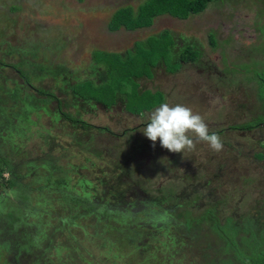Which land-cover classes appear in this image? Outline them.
<instances>
[{"label": "rangeland", "instance_id": "374dc122", "mask_svg": "<svg viewBox=\"0 0 264 264\" xmlns=\"http://www.w3.org/2000/svg\"><path fill=\"white\" fill-rule=\"evenodd\" d=\"M52 1L55 3L47 7L44 12L48 16L49 9L59 10L62 22L59 21L58 27H62L66 34L62 36L61 42L56 39L57 35L50 36L47 40H40L41 45L39 47L34 45L38 40L34 41L33 38L34 35L36 37L38 31L35 28V21L30 17V15H36L37 10L34 7L30 8L28 4H22L20 9L11 12L8 2H0V5L7 4L3 9L11 13V20L8 22L11 29L7 30L5 37L15 48V51L9 54L0 51V55L8 61L5 67L10 65L6 71H0V93L4 95L6 87L11 88L23 79L16 69L12 68L13 65L21 70H26L29 74L28 83L30 85L26 86V89L31 88L35 96L40 98L44 95L37 94V90L52 92L56 97L63 100L61 108L63 112L76 114L77 111L78 115L82 117L81 120L94 125L86 127V130L82 132L84 135L93 137L92 144L96 141V146L93 145V151L95 150L97 153L89 151L86 154L70 145L74 143L76 138L81 137V132H75V127L67 119L62 118L58 111L56 112L55 97L51 100L52 102L47 104L49 110L44 109V113L39 109L42 132L47 135L50 132L51 144H44L39 138H36L35 141H21V148H19L21 151L16 156L20 161L28 160L27 158L32 159L48 151L53 153L57 162H64L61 151L65 149L68 153L77 156L76 159H73L74 162L87 167V169H82L83 175L91 181L100 179L106 182L107 189L101 191L103 197L100 200L98 199L99 187L94 188V195L91 196L94 200L89 199V206L85 209L86 205H74V207L77 206L74 210L76 215L72 214L70 219H64L69 204L58 199L57 192H54L55 189L45 186L46 182L41 166H38V169H30L28 175L23 166L19 167V171L23 173L22 177L31 187H34L38 192H43L46 196H48V192H52L50 199L54 200V205L50 204L48 207L36 205L35 208L43 209V213L36 217L22 211L28 224L32 225V222L35 221L44 222L48 229V237H45V240H49L46 241V244L43 242L35 243L32 245L29 254H40L38 261L40 260L41 264L43 262L45 264H146L144 262V247H136V242L127 246L117 234L89 236L95 230H103L101 228L102 222L117 225L114 220H108L104 214H101L100 224L94 226L97 221L95 210L97 208L101 211L104 210L99 204L107 205L112 202L116 204L115 200L117 199H112L116 190H122L126 187L127 190L128 188L132 190L133 187L139 186L137 180L141 182L142 188L149 190L153 195L157 194L162 197L163 202L154 203L156 211L164 203L172 202L170 198L164 197L168 188L167 185L172 186L175 192L186 186L187 193H191L189 197L191 196V199L196 200L208 191L207 187L204 186L192 191L193 179L199 174L200 180L209 178L208 185L223 192L227 196L226 199L229 200V203H223L220 207L217 206L221 210L214 216V218L218 216L217 219L206 221L208 216L203 215L206 208L204 205L198 209H193L192 214H190L191 232H200L196 244L204 250L203 254H206V258L224 256L225 252L219 246L228 238L227 232L232 229L228 222L222 225L228 215L233 217L240 233H244V227L248 228L245 224L248 214L251 217H258L261 220L259 225V232L261 233L263 230L261 226L264 224V158L260 159L255 154L264 150V145L262 146L264 138L254 145L242 138L247 132L246 129L236 130L229 127L243 124L252 118H255L252 120L254 121L260 117L258 115L259 101L255 97L257 83L250 79L251 72L247 71L246 67L251 66L253 54L261 57L259 52L248 49L252 47L250 42L256 40L255 35L260 36L258 40H262L263 37L260 34L261 31L253 30L247 17L258 10L264 13V2L261 0H223L224 11L218 14L217 5L212 4L214 1L212 0L204 13L192 15L188 20H180L176 17H174L176 19H171L163 13V16H158L156 23H151L153 26H157V29H164L158 37L161 35L165 39L172 37L176 40L177 46L188 42V47L192 48L194 45L201 50L204 66L196 63L184 65L183 62H180V65L175 64L173 52L171 50L165 52L161 57L166 62L163 65L169 70H173L170 72L173 74L153 75L151 71L152 77L135 78L138 82V90L147 89L142 96L143 101L150 105L154 104L159 100L156 92L160 91L163 94V103L183 104L190 107L193 112L199 113L207 123L209 132L218 134L223 143V148L219 152L213 151L206 142L198 141L192 150L186 149L183 153H173L161 147L159 140L153 147V142L143 134L144 126L147 123L145 121L148 120V114L154 110L153 107L151 110L142 111L141 115L138 116L130 113L135 111L125 107L126 98H118V103L106 111L96 109L94 101L101 100L99 98L88 101L89 103L86 104L80 103L83 102L81 100L80 106H78L76 105L78 101L75 100L71 87L68 85L69 82L75 80V77L91 78L98 82L93 83V86L96 87L95 90L99 95L102 91L101 86L106 87L110 83L112 86L119 79L118 57L123 60L128 48L132 54V49L128 44L138 38L137 29L141 26L119 34L121 29L108 32L107 22L111 20V15L120 6L124 8V5L133 4L136 8L141 0ZM252 9L254 10L252 11ZM228 11L235 12L231 16L232 18L226 21L220 19L226 17ZM40 15L46 21L42 12ZM206 17L207 20L210 19L208 23H205ZM215 21L220 26L217 28L219 32L217 37L220 41L213 48L207 41L202 44L198 41L205 39L203 36L205 37L210 31L209 28L213 27L212 22L215 23ZM260 21L263 22V19L261 18ZM47 22L44 23L46 27L49 25ZM153 26L151 28L154 29ZM247 26L250 27L246 28ZM255 32H258L259 35ZM43 38H47L46 34ZM66 38L68 41L64 46V39ZM26 42L29 44L26 45ZM137 46L140 48V43ZM194 50L198 52L195 48ZM95 55L105 60L102 65L94 64ZM248 62H250L249 65H247ZM156 64L158 65V58ZM233 64L238 66L236 71L231 70ZM162 71L164 70L162 69ZM80 78L79 80H81ZM118 86L120 89L130 92L132 83L120 80ZM149 96L152 98L150 102H147ZM19 99L13 100V107L6 99L3 105L16 110ZM128 99L133 102L135 109H138V103L141 100L137 98L138 102H136L131 98ZM5 115L9 116L8 114ZM31 118L33 119L34 115ZM23 119L24 116L20 117L19 120L16 119L14 125L22 127ZM107 123H109L108 128L113 134L105 129L96 128V125ZM79 125L82 124L79 123ZM132 126L139 128L132 132L129 130ZM252 134L260 136V138L264 137L260 127L253 128ZM76 146L79 147L80 144L76 142ZM85 146L87 147V145ZM98 148L101 149L100 153ZM129 152L136 153L134 168L122 156L126 153L128 155ZM10 157H14V152ZM17 158L15 157V159ZM33 171H36L35 174ZM1 176L3 175L1 174ZM73 184L74 182L69 187L72 188ZM127 193L126 191L124 194ZM181 199L176 200L177 204L181 203ZM6 208V210H10L9 207L6 206ZM59 219H61L60 222H58ZM215 220L221 225L219 232L227 237H219L214 228ZM184 221L183 218V222L177 228L178 232L183 228ZM32 228L33 225L29 230ZM18 233L20 236L23 235L20 231ZM155 233V240L153 237L146 240L145 245L147 244L148 247L163 246L161 243L164 238L162 231L156 229ZM228 235L235 236V233L230 232ZM101 236L103 238H100ZM238 237L236 236V238ZM24 246L30 250L27 245ZM64 246H69L71 251L68 252ZM75 246H78V250H73ZM175 248L179 250V247ZM118 253L119 255L114 257ZM35 259L33 257L31 260L28 258L21 259L20 263L36 264L32 263L36 261ZM183 263L184 261L179 262V264ZM0 264H14V262L5 261L4 253L3 259H0Z\"/></svg>", "mask_w": 264, "mask_h": 264}, {"label": "trees", "instance_id": "16d2710c", "mask_svg": "<svg viewBox=\"0 0 264 264\" xmlns=\"http://www.w3.org/2000/svg\"><path fill=\"white\" fill-rule=\"evenodd\" d=\"M8 2L10 5L9 10L11 12L16 11L21 8L22 4H28L30 8H35L37 10L36 15H30V17L35 21L36 23L35 28H37L38 34H36V37L34 35V41L38 40L34 43L36 47H39L40 40H47L50 36H56V39L58 41H62V36L66 34V32L63 30L62 27H58L59 21L62 22V18L60 17L59 10H51L49 9L48 16L45 14L44 10L49 7L50 5L54 4L55 2L52 0H0V2ZM82 1V0H78ZM212 0H144L139 1L140 3L134 8L133 4H129L130 6H126L123 8V6H120L117 8L114 13L111 15V20L107 22V29L108 32H115V30H119V34L124 33V31H127L129 29H133L136 27H140L137 29V36L138 39L134 42V45L136 46L135 49L132 51V54H130V51L126 52L125 58L121 60L120 57H118V73H119V79L116 80V82L111 86H101L102 91L99 93V95L96 92V87L93 86V83L96 84L94 79L91 78H80L75 77V80L72 82H69L68 85L71 87V92L73 93L75 100L79 102L82 100L83 102H80L82 104L89 103L90 101H94L95 99L99 98L101 100L94 101L97 103L96 109L100 110V104L101 103L105 108H109L112 105L117 103L118 98H126L125 106L127 109H130L132 111H135L136 113H141L144 110H150L152 107H157L162 101H163V94L158 91V97L159 100L155 102L154 104L150 105L148 103H145L143 101L142 96L144 95V90H138V82L135 78H140L142 76L145 77H151V71L153 65L156 63L155 59L161 55L163 57L164 53L169 51L170 45L173 43V38L168 37L167 39L163 38V35L159 36V33L163 31L164 29H157V26H153L151 23H156V20H158V16L164 14H169L171 16H174L180 20H188L190 16L197 15L199 13H204L205 9L208 8V4ZM223 0H214L212 4L217 5V11L218 14H221L223 9ZM229 1V0H228ZM227 1V2H228ZM264 2V0H261ZM5 5H0V48L6 47V54L12 53L15 51L14 46L8 42L6 39V33L11 29V26L8 25V22L11 20V13L9 11H6L3 9ZM8 5V6H9ZM227 5V4H226ZM247 7V4H245ZM254 9H252L253 11ZM3 11V12H2ZM227 11V10H226ZM251 11V10H250ZM44 14V18L47 23L49 24L47 27L44 25L46 21L42 18L40 13ZM230 12V13H229ZM232 11H228V14L226 17H222L220 19L226 21L230 18L235 12L231 13ZM255 13V14H254ZM60 17V18H59ZM58 18V19H57ZM249 19V23L251 24L254 31H261V35L263 37L262 40H258V37L255 35V39L251 43L252 47L248 48L250 51L251 49L255 50V52H259L261 57L259 55H252L253 61L251 66L249 65L250 62H248L246 67V70L251 72L250 79L253 81H256L257 83V90L255 92V97L259 101V109H262L263 111V117H264V13L260 10L257 12L254 11L252 15H249L247 17ZM263 19V22L260 21V19ZM218 19V18H217ZM255 19V22H253ZM206 20L205 23H208L210 19L207 20V17L204 19ZM220 20L222 23L223 21ZM235 21V20H234ZM213 23V27L209 28L210 31L203 36L205 38L203 41H198L201 44L203 42H206L211 45V47H216V44L218 41H220L217 37L218 35V27L216 21ZM151 26L154 27L151 28ZM211 26V22H210ZM250 26H247L246 28H249ZM126 29V30H125ZM8 30V31H7ZM6 31V32H5ZM166 31V30H165ZM136 32V33H137ZM257 35L258 32H255ZM46 34L47 38H43ZM140 35V36H139ZM153 35V36H152ZM137 38V37H136ZM54 41V40H53ZM68 39H64V46L67 43ZM138 43H140V48L137 46ZM188 43V42H187ZM186 43V45H187ZM29 43L26 42V45ZM63 46V47H64ZM194 45H192L193 47ZM196 47V46H195ZM192 55V59L199 58L201 56V52H195L192 50V48L188 47L181 50V56L182 58H189V55ZM250 57V55H249ZM93 59V57H92ZM94 64L96 65H102L105 60L100 59V57H97L95 55V59L93 60ZM33 64V63H32ZM123 64V65H122ZM175 64H179L178 62H175ZM106 66V65H105ZM234 68H237L238 66L236 64H233ZM14 68H17V70L20 71V73L23 75V77L28 80L29 74L26 70H21L16 65H13ZM253 67V68H252ZM252 68V69H251ZM176 70V69H175ZM173 71V70H172ZM78 78V79H77ZM120 80L123 81H130L132 83V88L130 92H126V90L120 89L118 86L120 83ZM100 83V82H99ZM100 87V88H101ZM24 94L20 95V89L13 87L5 89V94L2 95L0 93V259H3L4 253H5V261H13L14 264H21V259H29L31 260L32 257L36 261H33L32 263L41 264L40 260L38 261V258L40 254H29L32 248V245H34L37 242H43V244H46L45 237H48V229L46 228V225L44 222H32L33 228H31L32 225L28 224L27 218L22 211H26L29 213V215L37 216L41 213H43V209L41 208H35L36 205L48 207L50 204L54 205L52 199H50V194L52 192H48V196L44 195L43 192H38L35 190L34 187H31L26 181L25 178L22 177L23 173L19 171L18 163H15L16 165L12 164L10 161V155L14 152V156L18 154L21 149V141H34L33 137L30 133V129H36L40 132L43 131L41 128V119H40V113L39 109L43 111L44 109L49 110L48 103L52 102L53 98L56 96L46 90L36 91L37 94L41 95L43 94L44 97H36L33 91H25L21 90ZM11 93V94H10ZM100 96V97H99ZM16 98L19 99L18 107L19 111L14 110L18 112L17 114L12 113L9 109L4 108L5 105H3V102L6 101L10 103V105L13 107V100ZM128 98H131L132 100L137 101V98L140 101L138 103V109H135V106H133V102L129 100ZM151 96L147 98V102L151 101ZM56 112L58 111L59 115H62V118L67 119L72 125L73 124H82L84 127L92 126L91 123H86L85 120H81V116L78 115L77 111L76 114H67V112L62 111V105L63 100H61L60 97H56ZM89 101V102H88ZM7 107V106H5ZM31 110L32 112H29ZM53 110V109H52ZM90 111V110H86ZM44 112V111H43ZM45 113V112H44ZM13 115L18 120L20 117L24 116L22 127H16L14 125V121L10 120V117L6 116ZM34 115V118L32 119L31 116ZM91 120V119H89ZM257 120L263 121L261 116L257 118ZM253 123L247 122L239 125L237 128H250ZM256 125H254L255 127ZM236 127V126H235ZM105 130H108L106 127ZM212 133V132H211ZM89 140V139H88ZM49 145V143L47 144ZM98 152H101V149L98 148ZM63 154L64 151L62 152ZM135 152H129L124 155L131 165L134 164L136 159L134 158ZM45 160L42 159V156H35L32 159L27 158L28 160L24 159L19 162L20 167L23 166L26 169L27 175L30 169H38V166L45 167L44 175L47 177V179L52 178L57 171L53 170V165L55 167L56 159L54 158L53 154L51 152H47ZM258 158L263 159L264 158V150L262 152L257 153ZM60 164V163H58ZM8 165V167H6ZM6 168L9 169V175L7 176H1V173L3 174L6 171ZM65 169V165H62L61 169L58 170V173L62 172ZM66 170V169H65ZM67 171V170H66ZM35 174L36 171H33ZM69 173V171H67ZM70 174V173H69ZM63 178L61 181L55 179L54 182H51L53 189L55 187V184L59 187L58 192V199L61 202H67L69 204L68 206V212L65 214L64 219H70L71 215H76V212L74 211L76 207L74 205H87V199H81L77 195L69 196V193L63 188H69V185L71 183L72 177H66L65 175L62 176ZM21 178V179H20ZM200 174L199 176H196L193 180L194 183L191 186L192 191L197 188V186H208L209 178L200 180ZM86 182V181H82ZM58 184H61L63 187L59 186ZM168 188L165 191L168 198L172 200V209L171 214L174 218L177 220L172 221L171 223H163L159 226L162 230H168V225H174L175 227H179L180 223L183 222L181 220L183 217L188 218L191 217L190 214H192L193 209L199 206L198 200L191 199L192 197H189V193H187V190L185 188H182L175 192L172 188V186L167 185ZM185 187V186H184ZM89 193L91 192L90 189ZM78 192L75 191V193ZM82 196L87 195V191H84L81 193ZM88 193V194H89ZM181 203L177 204L176 200L181 199ZM47 203V204H45ZM76 203V204H75ZM221 204L218 205L216 203L212 208L207 209V212L209 210L210 216L212 219L214 216L221 210L217 206L220 207ZM7 207L10 208V210H6ZM38 206V207H39ZM88 206V205H87ZM104 207V205H100ZM218 209V210H217ZM107 214L109 216H115L118 218L119 223H126L131 224V220L129 222L125 219L127 217L122 213V211H117L115 209H109L107 211ZM138 214L145 219L147 218V212L146 210H141L138 212ZM258 219V220H257ZM61 219L58 220L60 222ZM230 223L232 226V229L227 232L228 238L225 239L224 243H222L219 247L223 249L225 252L224 256L217 257V258H209L202 259L197 262V264H264V224L261 226L263 228L262 232H259V225L261 223V220L258 217H251L249 214L247 215V218L245 220V224H247L248 228H243L244 233H240L239 227L237 223L234 222L233 217L231 215H228L226 217V221L224 224ZM244 224V225H245ZM143 224L141 222L134 221V224L132 227H130V232L132 236L134 237L135 242L137 243L136 247H144V261L146 264H173L174 260L177 261L179 259L173 258V254L171 251V242L168 237V233L164 235V238L161 240V243L163 244L164 248L162 247H148L146 243V240L148 238H154L152 233H147L144 231L143 228H141ZM112 228V226H107L105 229L102 227L103 230H100L96 232V236L107 234L108 230ZM127 228V227H126ZM177 228L176 234H177ZM215 231L218 232L219 237L225 238L227 237L223 233H220L219 230L221 228V225L218 224L217 220H215ZM120 232L124 229L120 228L118 229ZM21 232L23 235L20 236L18 232ZM181 233L178 235L179 240H183L186 245L194 246L196 245L197 237L199 236L200 232L195 231L191 232V225H190V219H186L184 221V226L181 228ZM230 232L235 233V236H230ZM236 236H239L236 238ZM22 238V239H21ZM75 241H77L74 237H72ZM103 238V237H100ZM24 245H27L28 248H26ZM62 247V244H60ZM25 249L26 251H24ZM61 249V248H60ZM58 249V250H60ZM64 249H67L68 252L71 251L69 246H64ZM73 250H78V246H75ZM181 258L182 255H179ZM7 258V259H6ZM205 258V257H204ZM38 261V262H37ZM42 264H45L44 262ZM112 264V263H111Z\"/></svg>", "mask_w": 264, "mask_h": 264}, {"label": "clouds", "instance_id": "9594fccd", "mask_svg": "<svg viewBox=\"0 0 264 264\" xmlns=\"http://www.w3.org/2000/svg\"><path fill=\"white\" fill-rule=\"evenodd\" d=\"M138 39V38H137ZM135 39V41L137 40ZM173 43L170 45V49L173 52V59L175 60V62H178L180 65V62H183L184 65H186L187 63H191L192 64H199L202 67L204 66V61H203V52L201 50H199L197 47L193 46L192 50H194V48L198 51L201 52V56L199 58H194L192 59V55H189V58H182L181 56V50H183L184 48H187L186 43L182 44L181 46H177L176 45V40L173 38ZM130 42V44H128L130 46V48L132 49V51L135 49V45L134 42ZM129 50V48L127 49V51ZM0 51H2L3 53L6 54V50L1 47ZM126 51V52H127ZM195 51V50H194ZM125 52V55H126ZM197 52V53H198ZM178 56V58H177ZM158 65L155 63L153 65L152 72L153 75L156 74H163V75H168V74H173L170 73L172 72L171 70H169L166 66H164L163 64H165L166 62L161 58V55H159L158 57ZM157 58L155 59V62H157ZM8 64V61L0 55V71H6V69L8 67H10V65H8V67H5ZM161 66V67H160ZM12 67V66H11ZM13 69L14 68L12 67ZM162 69L164 71H162ZM24 70V69H22ZM177 71V70H175ZM21 77L23 78L22 81L17 84L12 86L11 88L15 87L20 89V95L24 94L21 90H25V91H30L31 92V88L30 89H26V86H30L28 83V80H26L23 75L20 73ZM152 77V76H151ZM2 88V87H1ZM138 89V88H137ZM158 90V89H157ZM156 91V90H154ZM11 94V93H10ZM126 102V101H125ZM118 103V101H117ZM97 106V103H95ZM100 104V110L99 111H106L109 108H105L101 103ZM125 105V103H124ZM126 107V106H125ZM6 109H9L8 107H5ZM20 107H18L16 110L18 111ZM154 110H152L149 114H148V120L145 121L146 125L144 126L143 129V134L150 140L153 142V147H155V143L157 140H159L160 146L167 149L170 152L173 153H183L186 149L187 150H192L195 148V144L198 141H203L206 142L209 147L215 151V152H219L222 150L223 148V143L221 141V138L219 137L218 134L216 133H210L209 132V128L207 123L205 122L204 118L199 114V113H195L193 112V110L190 107H187L183 104H175V105H170L167 102H161L159 104V106L154 107ZM12 113L16 114V111L9 109ZM127 110V109H126ZM151 110V109H150ZM30 111V110H29ZM130 112V111H129ZM104 113V112H103ZM133 115H141V113H136V112H130ZM8 117H10V120L15 121L17 118L14 117L13 115H9ZM94 126V125H92ZM110 125L109 123L107 124H102V125H96V128H102L105 129L106 127L108 128ZM234 126H238L234 125ZM88 128V127H87ZM139 127L138 126H132L131 128H129L130 131H135L137 130ZM234 129V128H232ZM30 133L33 137V140L35 141L36 138L41 139V141H43L47 134H44L42 131L40 132L39 130L36 129H30ZM239 130V129H236ZM108 132H112L109 128L107 130ZM225 131V130H223ZM35 133H38L35 135ZM110 134V133H108ZM113 134V132H112ZM191 134V135H190ZM81 137L76 138L75 141H73V144H70L71 146H75L76 149H78L81 152H85L87 151V153H89L90 149L93 150V145L96 146L95 142L92 144V138L91 136H87L84 135L83 132L81 131ZM257 135H253L252 134V130L248 131L247 130V136L243 137L244 139H247L248 142H251L252 144H256L260 139L256 138ZM264 138V137H262ZM261 138V139H262ZM89 139V140H88ZM79 140H81L82 142H80ZM76 142L80 144L79 147L76 146ZM90 143V144H87ZM82 145L85 147L88 146V149H83ZM259 145V143H258ZM264 145V143H262V146ZM64 151L65 154H63L62 152ZM46 152H43L42 154H40V156H42V159L45 160L46 158ZM52 153V152H51ZM53 154V153H52ZM257 156V154H255ZM254 155V156H255ZM54 156V155H53ZM15 157L17 158V156L15 155L14 157H9L10 161L12 164L16 165L15 163H18L17 166L20 167L19 162L20 161L18 158L15 159ZM61 157L62 159H64V162H57L54 163L55 167L53 165V170L57 171L56 174L50 178L47 179V177H45V167L41 166V169L43 170V176H44V180L46 182L45 186L51 187L52 184L51 182H54L55 179V183H56V179L58 178L59 181H61V179L63 178L62 176L65 175L66 177L70 176L72 177L71 179V183L74 182L72 188H66L63 187L61 184H58L59 186L63 187L68 193L69 196L77 195L78 197H80L81 199L86 198L88 201L89 199H93L91 198L92 195H94V188H96L97 186L99 187V192H98V199L101 200V198L103 197V195H101V191L102 190H106V182L101 181L100 179L98 181H91L87 176L82 174V169L85 168L87 169V167L83 164H79L78 162H74L73 159L77 158V156L75 154L72 153H68L65 149H62L61 151ZM54 158L56 159V157L54 156ZM60 163V164H58ZM62 165H65V169L67 171H69V173L64 169L62 172L58 173V170L61 169ZM9 169L6 168V171L2 174L4 176H7L11 173H9ZM74 174V175H73ZM73 175V176H71ZM2 179V178H1ZM82 181H86V182H82ZM70 183V184H71ZM137 183L139 186L133 187L132 190H128L126 188L122 189V190H116V194L113 195L112 199H117L115 200L116 204H113V202L111 204H107L104 205V207L100 206L101 204H99L100 207H102L104 210H100L97 208V210H95V213L97 214V221L94 224V226H96L97 224H100L99 222L101 221V214H104L106 216V218L108 220H114L117 225H110L108 222L101 224V228L103 227L104 229L107 226H112V228H110L108 230L107 234H117L120 236V240L125 243L127 246H130L131 244H133L135 242L134 237L132 236L131 232H130V227H132V225L134 224V221L137 222H141L143 224V226L141 228L144 229V231H146L147 233H152L153 236H155V230L156 229H160L159 226L161 224L165 223H171L174 220H177L176 218H174L171 214V209H172V202L171 203H164L163 206L156 211V209L154 208V203L161 201L162 197H159L157 194L153 195L149 192V190L144 189L141 187V182H139L137 180ZM70 186V185H69ZM193 186V185H192ZM204 187H207L208 190L212 191L211 194V198H214L215 196H221L222 198L224 196H226L223 192L218 191L216 188L212 187V186H205L202 185ZM130 187V186H129ZM200 186H197V188H199ZM53 188V187H52ZM186 189V186L184 187ZM197 188H195L194 190H196ZM55 191L54 192H59V187L55 184L54 187ZM91 190V192L89 193V190ZM75 193V191H77ZM193 190V191H194ZM79 191L84 192L87 191V195L86 196H82V194L79 193ZM128 192L127 194H124L125 192ZM89 193V194H88ZM191 194V193H189ZM164 197L168 198L167 195H165ZM182 200V199H181ZM196 200L199 201V206H201V202L199 200V198H197ZM87 201V205L89 206ZM110 202V201H109ZM91 204H94L93 202H90ZM76 204V203H75ZM86 205L85 209L88 207ZM198 208V207H196ZM109 209H115L117 211H122V213H124V215L127 217V220L129 222V220H131V224H126V223H122V227L121 224L118 221V218H116L115 216H109L107 214V211ZM141 210H146L147 212V218L146 221H144L145 219H143L138 212ZM184 218V217H183ZM182 218V220H183ZM129 219V220H128ZM186 219H190L188 218H184ZM152 221V222H150ZM206 221H208V219H206ZM191 222V221H190ZM225 223V222H224ZM105 225V226H104ZM127 226V228H126ZM124 229L125 231H119L118 229ZM171 228L175 229L177 227H175L174 225H168V230H162V234L165 235L166 233H168V237L171 242V251L173 254V258L179 259L177 261H173V264H179V262L184 261L183 264H197L198 261L202 260V259H207L209 260V258H206V254H203V249L201 248V246H198L197 244L194 246H189L186 245L184 243L183 240H179L177 237L179 235L180 232H178L177 230V234H176V230H172ZM99 230H95L92 234H90L89 236H96V232H98ZM103 237V236H101ZM200 237V234L197 238ZM137 245V243H136ZM175 247H179L177 250ZM120 253V252H119ZM119 253L117 255H115L114 257H117L119 255ZM179 255H182V257L180 258ZM205 257V258H204ZM145 262V261H144Z\"/></svg>", "mask_w": 264, "mask_h": 264}, {"label": "flooded vegetation", "instance_id": "af4514ba", "mask_svg": "<svg viewBox=\"0 0 264 264\" xmlns=\"http://www.w3.org/2000/svg\"><path fill=\"white\" fill-rule=\"evenodd\" d=\"M231 70L236 71L237 68H234V66H232ZM17 72L20 74V71H17ZM258 115H260L262 119L264 118L262 109H259ZM256 118H257V116H256ZM253 119H255V118H252L251 120L248 121V122L253 123L250 128H239V130H245L246 129L248 131H251L253 128L260 127V130L262 131V135H264V122L260 121V120H257V119L252 121ZM245 123H247V122H245ZM239 125H241V124H238V126ZM254 125H256V126L254 127ZM238 126H236V127L235 126H230L229 128L238 129L237 128ZM262 127H263V129H262ZM244 134L245 135L242 136V138L247 136V132L244 133ZM256 138L261 139L260 136H256ZM6 167H8V165ZM211 194H212V191L208 190V191H206V193H204L203 195H201L199 197V200L201 202V206H198V208L202 207L203 205L206 206L203 215L208 216L207 219H212L211 216H210L209 210L207 212V209L212 208L216 203H218V205L219 204H223V203H229V200L226 199L227 196H224L222 198L221 196L218 195V196H215L214 198H211ZM207 198H209V200H206Z\"/></svg>", "mask_w": 264, "mask_h": 264}, {"label": "crops", "instance_id": "0c3cea01", "mask_svg": "<svg viewBox=\"0 0 264 264\" xmlns=\"http://www.w3.org/2000/svg\"><path fill=\"white\" fill-rule=\"evenodd\" d=\"M164 15H166V17H168V18H171V19H176V18H174V16H171V15H169V14H164ZM163 16V15H162ZM31 111V110H30ZM29 111V112H30ZM93 114V113H92ZM77 126H75L74 124L72 125V126H74L75 127V132H77V131H85L86 130V127L84 126H82V125H78V124H76ZM36 134H38V133H36ZM35 134V135H36ZM73 135V134H72ZM51 142H52V139H51V137H50V132H49V134L46 136V138L42 141V143H49V145L51 144ZM82 147H83V149H85V147L82 145ZM86 149H88V146L86 147ZM85 149V150H86ZM90 151L91 152H94V153H97L95 150L93 151L92 149H90ZM86 154H88L87 153V151H86Z\"/></svg>", "mask_w": 264, "mask_h": 264}]
</instances>
